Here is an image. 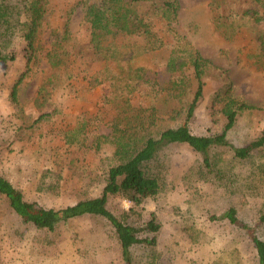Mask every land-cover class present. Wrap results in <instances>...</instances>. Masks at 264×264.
<instances>
[{
    "label": "rangeland",
    "instance_id": "374dc122",
    "mask_svg": "<svg viewBox=\"0 0 264 264\" xmlns=\"http://www.w3.org/2000/svg\"><path fill=\"white\" fill-rule=\"evenodd\" d=\"M99 1L44 0L46 13L36 38L34 60L28 67L23 40L17 34L9 43L15 59L0 64V175L21 189L27 200L43 206L64 207L81 197L98 195L103 188L112 161L111 143L102 142L95 149L77 148L82 135L73 144L66 141V134L79 127L82 119L87 120L83 131L88 145L98 134H107L113 124L125 123L120 118L128 116L125 111L131 112L121 108L130 109L132 104L145 117L153 114L150 127L154 129L181 122L193 84L176 99L170 95V83L182 75L191 81L190 54H199L204 68L202 96L188 121L190 130L197 134L220 132L225 122L220 110L226 96L249 105L229 130L230 142L246 144L264 129V19L259 18L260 3L143 0L138 4L148 12L144 15L147 39L120 35L112 40L110 52L96 53L88 40L84 11L87 4ZM164 1L170 7L166 14L161 8ZM115 45L126 54L111 57ZM56 49L60 58L53 59ZM172 58L184 64L172 71L168 68ZM129 67L132 74L143 67L148 81L131 89ZM18 78L17 94L12 98L10 91ZM50 78L54 84V80L58 82L55 89L47 84ZM43 84L51 87L50 94L44 105L37 107L34 98ZM41 112L50 114L35 122ZM213 152L230 158L227 148ZM200 159L182 143L163 147L151 166L162 184L159 195L139 206L112 196L109 207L118 215L125 213L124 218L132 223L138 222V213L145 217L149 212L156 214L161 227L154 264H234L236 259L240 264H258L249 238L210 215H219L232 205L239 219L255 224L264 211V146L256 149L253 158L233 165L232 171L238 174L229 191L193 181ZM189 224L197 229L194 241L183 229ZM259 232L264 238V227ZM147 253L142 246L133 249V256L142 264ZM0 264L124 262L106 220L83 215L60 222L53 230L38 229L31 223H19L0 199Z\"/></svg>",
    "mask_w": 264,
    "mask_h": 264
},
{
    "label": "trees",
    "instance_id": "16d2710c",
    "mask_svg": "<svg viewBox=\"0 0 264 264\" xmlns=\"http://www.w3.org/2000/svg\"><path fill=\"white\" fill-rule=\"evenodd\" d=\"M142 1L100 0L97 3L86 5L84 18L88 24V40L94 52L102 53L106 50L110 52L112 40L120 35H143L141 36L142 39H147L149 30L144 15H147L148 12L145 7L140 10L138 2ZM256 2L260 3L263 8L259 18L264 19V0H256ZM161 8L164 11L163 14H166V11L170 9L169 3L162 2ZM45 13L44 0H0L1 65L15 59V51L9 46V43L15 35L19 34L23 40V55L29 67L37 55L36 38L45 19ZM105 42L108 43L105 44ZM147 42L153 44V41L147 40ZM114 47L115 51L110 53L111 57L126 54L120 50L119 46L115 45ZM55 51L52 55L53 59L60 58L57 54L58 50ZM190 57L192 82L189 81L190 78L182 75L170 83V88L173 90L170 95L176 99L193 84L192 96L183 106V118L175 126L155 129L150 127L154 122L153 114L145 117L137 108L132 107L130 98H126L125 100H128L131 108L121 109L131 113L125 111L128 116L120 118V120H125V123L113 124L107 134H98L93 140L94 142L92 141L89 145L85 143L86 137L83 131L87 125L85 119H82L79 127L73 128L66 134L68 144L75 143V139L82 135L81 140L76 141L77 148L86 146L98 149L102 142L111 143L112 161L107 168L105 182L100 194L81 197L73 204L64 207H47L35 201L27 200L21 189L0 175V199L6 202L8 211L19 220V223H31L38 229L46 230H53L58 223L75 217L96 216L106 220L112 227L124 264H142L133 256V249L136 246L148 249L147 260L143 264H154L157 258L155 250L157 233L161 227L156 214L149 212L148 216L145 217L138 213L140 221L138 220L137 223L129 222L126 220V216L124 218L125 213L118 215L109 207V198L120 196L135 206H139L145 201L157 197L162 190V184L151 166L157 160L160 150L169 144H185L200 155L201 159L199 165L195 167L193 181L212 185L211 187H219L225 191L231 190L232 186L234 187L233 177L238 172L232 171L233 165L235 163L242 164L245 160L253 158L256 149L264 146V129L256 139L243 145H235L228 140L227 134L235 125L238 114L249 107L245 102L237 101L231 96H226L220 110L225 116V122L220 132L197 134L190 130L188 121L193 117L194 110L202 96V73L204 70L203 58L199 54H190ZM183 64L182 61L176 63L175 59L172 58L168 68L172 71L178 70V65L181 67ZM131 70L132 68L129 67V78L132 80L131 89H134L135 85L148 81L146 70L143 67L134 70L135 74L130 73ZM95 80L98 78L95 77ZM18 81L19 78L12 85L10 91L12 98L16 97ZM54 81L55 84L53 78L47 81V84L53 89L58 84L57 80ZM49 85L43 84L39 87L37 96L34 98L37 107H42L44 102L48 100L46 97L50 94L48 89L51 87ZM178 100H181L180 97ZM47 114L50 113L41 112L34 121L41 120ZM146 123L147 125H145ZM215 148H227L230 152V158L224 159L220 154L214 153ZM210 218L224 220L235 230L244 233L251 241L257 254L258 264H264V238L259 232V228L264 227V211L259 214L253 226L239 219L236 209L232 205L226 207L219 215L211 214ZM183 229L191 240H196L194 232L197 229L190 224ZM234 264H240L239 259L234 260Z\"/></svg>",
    "mask_w": 264,
    "mask_h": 264
}]
</instances>
